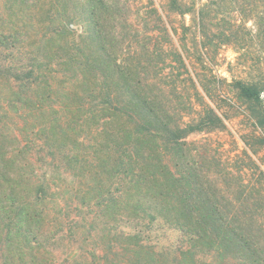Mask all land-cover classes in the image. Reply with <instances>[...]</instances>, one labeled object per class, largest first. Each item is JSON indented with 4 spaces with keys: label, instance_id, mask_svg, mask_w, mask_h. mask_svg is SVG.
Wrapping results in <instances>:
<instances>
[{
    "label": "trees",
    "instance_id": "trees-1",
    "mask_svg": "<svg viewBox=\"0 0 264 264\" xmlns=\"http://www.w3.org/2000/svg\"><path fill=\"white\" fill-rule=\"evenodd\" d=\"M6 1L38 8L42 0ZM45 1L46 33L39 38L33 27L34 41L43 43L41 55L33 51L32 60L12 77H5L11 69L0 62V81L9 88L0 90V262L54 264L50 249L77 241L82 220L95 231L102 221L106 228L100 231L110 250L135 255V264L144 263V254L159 263L143 238L145 224L180 233L183 240L164 254L169 264H264L261 199L255 201L244 186L239 196L225 192L219 173L204 168L203 150L187 140L221 118L211 109L197 123L186 121L192 98L179 82L193 84L198 97L200 90L184 55L168 52L161 42L172 36L163 14L157 8L143 14L133 0ZM230 2L208 0L194 12L200 43L205 51L222 37V44L242 51L247 63L253 59L242 33L250 32L247 23L219 27L216 34L213 22L221 26L238 5L254 17L256 46L264 51L259 10L264 0ZM173 5L187 14L178 0ZM168 53L175 59L171 63L180 65L178 75L158 71L156 59L164 62ZM257 70L256 80L234 86L264 129V60ZM10 116L17 122H5ZM19 127L24 136L15 134ZM41 162L49 165L43 176ZM69 169L85 180L86 211L80 217L68 212L55 224L49 205L56 216L64 191L59 183L69 179ZM109 218L126 219L132 226L118 232L104 221ZM65 264L91 263H82L78 255Z\"/></svg>",
    "mask_w": 264,
    "mask_h": 264
},
{
    "label": "rangeland",
    "instance_id": "rangeland-1",
    "mask_svg": "<svg viewBox=\"0 0 264 264\" xmlns=\"http://www.w3.org/2000/svg\"><path fill=\"white\" fill-rule=\"evenodd\" d=\"M173 1L133 0V4L143 14L152 8H157L163 14L166 25L172 30L170 40L162 39L161 41L164 42V48L168 52H181L184 55L190 76L198 83L199 97L195 94L196 90L192 86L193 84L189 81L179 82L185 92H188L186 95H190L192 98L190 110L184 114L186 121L197 123L201 118L208 116L211 109L221 118V121L205 127L202 131L190 134L187 140L200 148L201 151L203 150L204 156H206L204 168L212 173L215 171L219 173L218 178L225 192L227 190L233 196H239V189L244 186L249 193L253 194L255 201L261 199L262 210L259 213V219L264 223V199L258 196L259 193L264 196V129L255 124L250 116V104L240 97L234 86L237 81L250 82L260 75L257 65L264 60V51H260L256 46L258 39L254 17L251 16V13H244L238 5L234 4L231 12L227 14L226 22H221V26L218 25V21L213 22L216 34L220 33L219 27L227 28L235 23L239 25L247 23L251 30L250 32L243 30L242 33L249 42V55L253 59H248L246 63V58L240 56L242 51L239 53L234 45H223L225 39L222 37L215 38L214 43L209 45L207 50L204 51L202 48L196 21L197 15L194 12L208 0H178L183 5L182 10L187 12L186 15L180 13L179 7L173 5ZM229 1L233 2V0ZM12 3L0 0V36L3 35L0 42V62L7 64L11 69L9 73L6 72L5 77L7 75L14 76L16 69H24L34 57L32 56L33 51H35V55H41L43 43L38 40L34 41L37 37L34 35L36 33H34L33 27H36L40 34L39 38H41L46 33L45 23L48 20L46 15L48 5L45 0L41 1L38 8L29 7L26 3L19 5ZM44 5H46L45 8ZM227 8L223 7L224 10ZM259 10L263 12L264 16V5ZM141 22L144 21L141 20ZM141 26L143 27L142 24ZM76 28L80 30V24ZM35 44H37L36 47ZM165 59L164 62L162 58L156 59L161 66L158 71L161 72V68H163L164 72L170 75H178L181 70L179 63H171V60H175L174 56L168 53L165 55ZM6 85L5 82L0 81V90H3V93L9 90ZM6 95L3 94L4 97ZM3 102L0 100V108ZM4 120L10 123L17 122L13 116ZM14 126H16L15 122ZM14 132L24 136L21 127L14 128ZM45 152L49 153L48 149H45ZM48 166L44 165V162L39 163L38 172L41 176L47 173ZM68 171L69 181L59 183L63 186L62 190L64 191L62 192V207L55 209L56 216L49 205L52 214L51 220L57 218L55 224H58L60 217L64 218L68 212L73 216L80 217L82 211H86L84 209L86 201L83 197L86 190L85 180L79 171L72 169ZM226 175H229V178H225ZM68 205L70 206L69 211H67ZM77 205V211L73 210ZM96 211L97 209H95ZM94 215L93 213L92 216ZM104 221H110L107 223L108 227L117 229L118 232L121 230L127 232L126 228L132 226V222L126 219L115 222L109 218ZM98 224H100V229L95 231L81 220L83 229L77 241L59 242L50 249L53 263L65 264L68 259L79 255L82 263L84 260H88L91 264H135L132 263L138 258L135 255H116L117 253L110 250L109 241L103 239V234L100 231L105 226L102 221H98ZM145 227L143 238L145 237L151 243L150 247L154 249L155 257L159 260L157 264H169V259L164 257V254L167 253L166 249L169 246L175 247L178 242L183 240L180 233L163 225L148 226L145 224ZM143 262V264H156L145 254ZM0 264H4L2 260Z\"/></svg>",
    "mask_w": 264,
    "mask_h": 264
}]
</instances>
